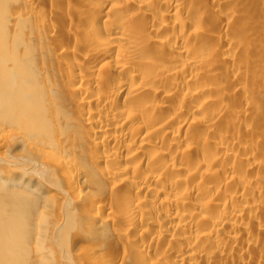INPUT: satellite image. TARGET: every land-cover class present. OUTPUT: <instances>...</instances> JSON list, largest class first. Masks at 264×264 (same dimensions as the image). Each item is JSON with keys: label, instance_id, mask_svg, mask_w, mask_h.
Wrapping results in <instances>:
<instances>
[{"label": "bare ground", "instance_id": "bare-ground-1", "mask_svg": "<svg viewBox=\"0 0 264 264\" xmlns=\"http://www.w3.org/2000/svg\"><path fill=\"white\" fill-rule=\"evenodd\" d=\"M0 264H264V0H0Z\"/></svg>", "mask_w": 264, "mask_h": 264}]
</instances>
